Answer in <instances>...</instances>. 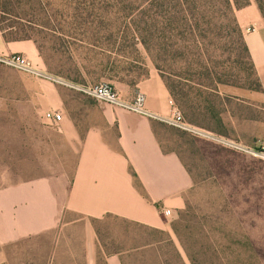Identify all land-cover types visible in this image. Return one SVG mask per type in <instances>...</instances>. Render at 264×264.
Here are the masks:
<instances>
[{"label": "rangeland", "instance_id": "rangeland-1", "mask_svg": "<svg viewBox=\"0 0 264 264\" xmlns=\"http://www.w3.org/2000/svg\"><path fill=\"white\" fill-rule=\"evenodd\" d=\"M4 2L0 0V10ZM19 2L13 8L19 18L11 17L8 23L34 28L29 33L38 55L30 61L45 76L0 64V161L15 165L18 175L26 179L52 177L56 192L66 196L75 158L64 156L66 150L55 129L43 121L46 110L42 96L49 87L62 88L69 105L78 110L81 100L94 99L73 86L115 84L102 75L106 61L90 59L82 43L103 39L124 25L140 37L128 53L113 55L125 70L122 73L139 80L150 69L156 70L175 84L179 95L189 94L185 105L197 99L202 90L203 98L208 97L221 114L223 124L218 127L213 121L199 119L221 135L191 126L184 109L177 105L191 129L169 126L159 131V137L166 151L180 156L193 179L185 205L162 217L161 229L115 216L94 221L100 243L98 264L104 262V254L116 253L123 254L125 264H182L174 247L185 264H264V157L251 154L264 145V101L258 92L247 89L249 71L234 23L236 9L229 10L225 0L173 1L163 8L144 0ZM119 2L131 11L120 12ZM109 4H115L110 13L101 12ZM90 10L101 13L88 18L85 12ZM207 69L221 80H238L243 87L208 81ZM115 89L123 98L119 87ZM62 218L66 222L77 219L71 214ZM173 224L189 255L182 249ZM73 232L54 231L8 245L5 264L46 262L57 241L81 245L72 238Z\"/></svg>", "mask_w": 264, "mask_h": 264}, {"label": "crops", "instance_id": "crops-1", "mask_svg": "<svg viewBox=\"0 0 264 264\" xmlns=\"http://www.w3.org/2000/svg\"><path fill=\"white\" fill-rule=\"evenodd\" d=\"M235 17L264 88V20L260 10L250 0L247 7L236 9ZM14 54L35 60L38 51L32 40L6 42L0 33V57ZM111 83L123 92L124 100L143 94L145 108L154 117L84 97L77 110L62 95V88L49 87L42 96L43 108L63 115L53 128L66 150L64 156L75 158L69 190L60 197L52 177L26 179L18 175L15 165L0 161V264L7 261L6 246L70 229L81 245L57 241L49 259L41 264H98L100 243L94 221L115 216L161 229L165 211L184 207L193 179L180 156L166 151L159 137V131L169 127L164 120L171 118L174 105L164 81L150 69L134 87ZM259 94L264 101V89ZM43 121L46 123L44 116ZM136 179L141 189L136 187ZM64 214L77 219L62 221ZM103 259L106 264H125L122 253L104 254Z\"/></svg>", "mask_w": 264, "mask_h": 264}, {"label": "trees", "instance_id": "trees-1", "mask_svg": "<svg viewBox=\"0 0 264 264\" xmlns=\"http://www.w3.org/2000/svg\"><path fill=\"white\" fill-rule=\"evenodd\" d=\"M144 1L146 2V4H150V5L155 6V7L163 8L168 3H173V1H182V0H144ZM254 1L257 4V6L260 10V13L262 15V18L264 20V0H254ZM225 3H226V7L229 10L235 11V9H241V8L247 7L250 4V0H225ZM16 4L17 5L20 4L19 0H5L4 6L2 7V10H0V13L3 14L0 16V33H2L6 42L32 40L36 44V42L33 40L32 36L29 33L30 30L31 31L34 30V28L32 26L30 28V27L21 25L20 28H16L17 23H8V22H10L11 17L19 18V14L16 15L15 11L13 9L16 6ZM114 5L115 4H109L101 12H105L106 14L110 13V9H112V7ZM118 5L121 7L120 12L131 11V9L128 8L127 6L125 7L123 5V3L119 2ZM101 12H96L94 10H90V11H87L85 13L88 15V18H92L94 16L99 15V13H101ZM12 13H14V14H12ZM81 13H83V12H81ZM117 14H118V12H117ZM129 14L132 15V13H129ZM234 21H235L234 22L235 25L237 26V30L239 33L240 42H241L243 52L245 54V57L247 58V68H248L247 71H249V76L247 77V78H249L248 79L249 84L247 86V89L258 92V93H262L263 89H264L263 85L260 82L259 77L257 75V72L255 69L254 63L251 59L248 47L244 41L243 34H242L238 24H237V21L236 20H234ZM31 24L34 27L38 26V24L33 23V22ZM101 24H102V26H104L103 22H101ZM25 27L28 28L29 30H27ZM130 31H132V30H130ZM130 31L127 27H125L123 25V27L118 28L114 32L112 30L109 33L107 32L108 34H106V36H104L103 39L95 38L94 40H90L89 42H87V44L84 45L83 48H85L88 51V53H86V54L89 58L91 57L90 59L99 58V59H103L101 61H106L105 64H102V65H104L103 66V73H102L103 76H105V77L107 76V78L109 80H111L112 82L115 81V82H119V83H124L126 85L131 86V87H134L135 85H137L139 83V81L146 78L148 76L149 72L144 74L139 80H135V79H131V78L129 79L128 74L122 73L125 70H121V67L118 66L115 59L112 58L113 55L126 54V53H128L127 51L129 48H135L138 45V42H139L138 39L140 36H138V34L136 32H130ZM83 32H84V34H87L86 30H84ZM93 33H97V32L93 31ZM95 35H98V33ZM82 41L86 42L88 40H82ZM126 71L129 72V70H126ZM159 75L162 78V80L164 81L166 87L168 88L174 104L176 106L178 105L180 108L184 109L183 111H184L186 119L188 121V122L187 121L186 122L189 125L195 126V127H200L202 129L212 131L218 135H221V131H218V130L216 131V129L210 127L209 125H203L199 120L202 118V120L207 119L209 122L213 121L214 123H216L218 125V127H221L223 124L222 119L220 117L221 114L219 113V111L214 106L213 102L208 97L204 96V98H203L204 92L202 90H199L200 92L197 96V99L196 98L192 99V100L190 99L189 101L191 102V104L185 105V100H186V98H189V94L181 91V92H183L184 96L179 95V92H178L175 84H173V82L168 80L163 74H159ZM205 76H206L205 79H207L208 81H210V80L212 82H214V81L220 82L221 81L223 83L226 82L232 86H238V87L242 86L238 82V80L232 81V82H227V80H221L220 78H218V76H216V74H214L209 69H207ZM250 80H251V82H250ZM198 84L206 87L203 84V82H199ZM178 106H177V108H178ZM187 110H188V112H187ZM179 111H180V109H179ZM182 116H183V114H182ZM184 120H185V118H184ZM133 175H134V177H136V175L134 173H133ZM135 182H136L135 183L136 187L138 189H141V185L137 179ZM172 227H173V230L175 231L176 235L179 238L182 249L184 250V252L187 255H189L188 254L189 253L188 248L184 244L181 236L179 235V232L177 230V226L175 224H173ZM174 250H175L176 254L178 255V257L180 258L182 264H185V262L183 261V258L181 256L179 250L177 249V247H174ZM102 264H106V262H103ZM192 264H194V263H192Z\"/></svg>", "mask_w": 264, "mask_h": 264}, {"label": "built area", "instance_id": "built-area-1", "mask_svg": "<svg viewBox=\"0 0 264 264\" xmlns=\"http://www.w3.org/2000/svg\"><path fill=\"white\" fill-rule=\"evenodd\" d=\"M0 63L14 69L21 70L28 74L34 75L36 77H43L45 73L40 69L36 68L32 62L25 56L14 54L7 57H0ZM73 89L87 97H90L96 101L105 103L107 105L122 108L127 111H132L139 113L144 116L154 117L147 112L145 108V97L143 94H137L132 100H124L122 96L118 93L115 87L110 83H100L96 85H76L73 86ZM45 121L52 127H57L63 119V115L54 112L47 111L44 113ZM166 124L181 130H190L191 127L185 122L181 112L177 106H172V116L168 120H164ZM234 147L239 148L238 145ZM251 154L254 156L264 157V145L261 150L257 153L251 151ZM170 211H165L164 216H170Z\"/></svg>", "mask_w": 264, "mask_h": 264}]
</instances>
